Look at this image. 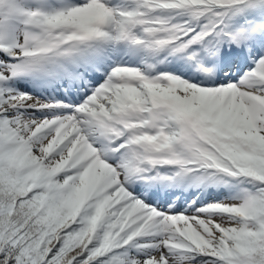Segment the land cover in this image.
Wrapping results in <instances>:
<instances>
[{"label":"snow or ice","instance_id":"snow-or-ice-1","mask_svg":"<svg viewBox=\"0 0 264 264\" xmlns=\"http://www.w3.org/2000/svg\"><path fill=\"white\" fill-rule=\"evenodd\" d=\"M0 264H264V0H0Z\"/></svg>","mask_w":264,"mask_h":264},{"label":"rangeland","instance_id":"rangeland-1","mask_svg":"<svg viewBox=\"0 0 264 264\" xmlns=\"http://www.w3.org/2000/svg\"><path fill=\"white\" fill-rule=\"evenodd\" d=\"M26 87L31 88L32 85H26ZM174 189H178L179 191H184L186 195H187L188 193H190V192H195V191H197V189H196L195 187H186V188H183V189H179V188H168V189H165V191H166V192H171V191H174ZM209 191H211V189H210ZM147 194H149V192L146 193V195H147ZM173 199H175V197H173ZM177 202H178V201H177Z\"/></svg>","mask_w":264,"mask_h":264}]
</instances>
